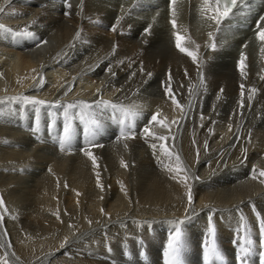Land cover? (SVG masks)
<instances>
[{
	"label": "bare ground",
	"instance_id": "bare-ground-1",
	"mask_svg": "<svg viewBox=\"0 0 264 264\" xmlns=\"http://www.w3.org/2000/svg\"><path fill=\"white\" fill-rule=\"evenodd\" d=\"M67 3L71 8L65 0H0V25L12 30L0 31V197L7 209H0V264H129L139 251L154 258L165 252L177 221H185L182 252L192 256L209 239V216L220 250L230 240L243 243L246 233L259 242L264 219V177L258 175L264 170V45L242 50L246 77H241L239 43L226 30L217 32L214 21L201 17L200 7L189 13L181 8L176 30L189 49L199 45L205 90L198 64L176 48L164 14L153 19V12H142L136 1L124 7L111 0ZM205 20L213 26H201ZM114 25L116 32L111 31ZM25 29L34 36L15 34ZM209 32L216 51L208 47ZM169 74L183 110L165 92ZM253 87L257 92L249 99ZM70 104L77 107L67 108ZM121 106L141 113V122L134 138L106 135L93 143L102 145L90 149L98 167L82 150L61 151L34 138L36 128L65 126V111L72 130L81 132L92 117L100 127L128 120ZM156 113L170 131L149 125ZM146 126L169 139L145 136ZM175 155L187 169L191 207L180 179L184 173L166 168L175 166ZM253 169L257 179H252Z\"/></svg>",
	"mask_w": 264,
	"mask_h": 264
},
{
	"label": "snow or ice",
	"instance_id": "snow-or-ice-1",
	"mask_svg": "<svg viewBox=\"0 0 264 264\" xmlns=\"http://www.w3.org/2000/svg\"><path fill=\"white\" fill-rule=\"evenodd\" d=\"M176 4V0H169V7H170V11H171V15H172V19L170 20V23L172 25L173 28V36L175 39V46L176 48L183 54L191 57L193 63L198 64V71H199V76H200V86L202 88H205L206 90V85H205V77H204V73L201 70V65H202V61L198 60V54H197V50L199 49V45H196V49L197 50H191L188 47L185 46V37L183 35H181V33L179 31H177V24H176V12L174 9V5ZM65 6L67 8H71V4L67 3V0H65ZM248 7V3L247 0H201V6L199 8V12L202 18L208 19V20H212L215 22L216 26H217V32H219L221 30V25L224 21L226 20H230L231 18L234 17V15L236 14L234 12L235 9L238 8H247ZM4 9L3 7H0V12H3ZM66 15L68 13H65ZM262 22H264V15H261L259 17V19L256 21V28L258 29L257 33H256V37L259 41L264 42V27L261 26ZM151 29V25H149L148 28H146L145 34H148L150 32ZM116 26L114 25L111 28L112 32H116ZM0 31H5V32H11V29L5 28L4 25H0ZM186 31V29H185ZM16 35H28V36H34V33H31L29 31L22 30V31H18L15 33ZM209 39L212 41L208 47L212 50V51H216L217 50V45L215 43V36L213 33L209 32ZM81 36V33L78 31L76 33V39H79ZM189 42H191L192 44H195V41H191V38L188 37L187 38ZM46 43V41H45ZM247 45L245 44L244 47H246ZM116 50V45L113 46V52H115ZM261 52L264 53V47L261 48ZM246 56L243 52H241L240 54V58L239 61L237 63V67L238 70L240 72L241 77H246V72H245V68H246ZM121 63H123L121 61ZM110 70V69H109ZM35 71V70H34ZM141 71H143V69H141ZM149 76H151V73H148ZM185 75H187V72H185ZM261 79H264V77H261ZM40 81H43V77L40 78ZM244 85L241 84L240 88H241V101H240V106L243 107L244 106V101H243V96H244ZM192 91V89H190V92ZM221 92H223V89L220 90ZM165 92L166 94L169 96V98L171 99V102L173 105H175L177 108H181V110H183V105H181L175 98L174 94L172 93V89H171V74H169V85L168 87L165 88ZM249 92L251 93V95H249V99H252L253 96L255 95V93L257 92L256 88H251L249 89ZM20 99L24 100V102L26 103H31V104H37V105H43L45 104V101L43 100H35L31 97H21ZM98 103L100 104H104L106 107L110 106L113 108H116L117 106L114 104H111V102H107V101H99ZM77 107V105L74 104H70L67 106V108H75ZM83 108H89L90 105L88 104H83L82 105ZM38 111V109H37ZM120 111L124 114V116L126 118H131L133 121H135V119H137L141 113L133 110V109H128V108H124V107H120ZM159 113L153 114L150 117V121H149V125H151L152 123L158 124L161 127L167 128L170 131V125L165 123L164 120L158 119ZM65 118H66V123L63 129V138L60 140V150L64 151L66 145H68L71 141V133H72V124L70 119L68 118V113L67 111H65ZM84 114L82 113L80 116V119L83 121L84 120ZM38 119V118H37ZM201 119H203V117H201ZM90 127L86 128L85 131L91 133L92 135H95L97 130L100 128V121L95 118L92 117L89 121H88ZM173 123H179L178 121H173ZM230 130H231V126ZM35 131V130H34ZM143 132L145 134V136L147 137H152L155 140H159V141H166L169 139V136H165V135H157L156 133H154L153 131L150 130V126H146L143 129ZM251 134L249 133V136ZM120 137L123 139H131L134 138L132 132H131V127L129 128V130L126 132L123 128L121 129L120 132ZM174 139V137H173ZM6 142V141H5ZM207 146V144H205V147ZM91 147H102V145L99 144H93L92 142H89V146L87 149H81L84 153V155H86L87 157H89V159L92 160L93 166L94 167H98L97 163H96V157L93 155L92 151L90 150ZM125 147H127V145H125ZM152 148H156L157 145L155 143H153L151 145ZM161 150L164 152V154L170 158H173V153H171L169 151V149L164 145L161 144L160 145ZM246 153V149L244 150ZM174 160H175V166L169 164L166 166L167 170L169 172H174L176 174H180V173H184L183 176L180 177V179L184 182L185 186L187 187L188 191H187V198H188V204L189 207H191L192 203H193V197H192V192H191V186L187 184V181L189 179V176L187 175V169L183 167L181 158L179 155H175L174 156ZM121 165L123 167H127L126 164H124L123 161H121ZM22 171V170H21ZM50 171V169H49ZM259 177H264V170H259L258 172ZM97 186L101 187V189L103 190V186L100 184L99 181V173H97ZM175 178V177H173ZM198 179V177L196 178ZM252 179H257V170L253 169V175H252ZM261 183H264V179H262L260 181ZM122 191L125 192V195H127L126 190L122 187ZM79 195V193H78ZM0 209H3L5 211H7L6 207H5V203L2 197H0ZM103 209H101V212L103 213ZM55 215H57V218H59V213H55ZM0 219H2V217H0ZM185 221H177V222H173L175 224V229L174 232L170 235L165 252H164V256H165V264H184L183 261V257H182V251L185 247V240H184V232L182 230V225L184 224ZM259 235L261 237L259 243L261 245V247H264V219L260 220L259 223ZM208 236L209 239L205 241V247L203 249V261L204 264H213V262H215V264H226L225 261V257L223 256V253L221 252V250L219 249V246L216 243V229L214 227V225L212 224V217L209 216V228H208ZM254 244L253 239L251 238L250 234L246 233L243 243L240 244L239 249L237 251L236 254V259L239 262V264H247V258L252 254V246ZM261 257L264 258V252H261ZM4 264H7V261L4 262Z\"/></svg>",
	"mask_w": 264,
	"mask_h": 264
},
{
	"label": "rangeland",
	"instance_id": "rangeland-1",
	"mask_svg": "<svg viewBox=\"0 0 264 264\" xmlns=\"http://www.w3.org/2000/svg\"><path fill=\"white\" fill-rule=\"evenodd\" d=\"M112 1H113V2H112ZM111 3L116 4L117 2H116V0H111ZM117 5H118V4H117ZM125 5H126V4H125ZM125 5H124V6H125ZM124 6H122V7H124ZM122 7H121V8H122ZM182 8L184 9V7H182ZM191 11H192V10H191ZM175 12H176V11H175ZM181 14H184V13L182 12V9H179V11L176 12V16H175V19H177L176 22H178V20H179V21H182V18L180 17ZM171 19H172V17L170 18V20H171ZM205 22H206V20H205ZM206 24H209L210 26H211V25L213 26V23H212L211 21H210L209 23L206 22V23H204V24H201V26L204 25V27H206ZM204 27H203V28H204ZM246 48H247V49H248V48L251 49L250 46H248V47H246ZM1 192H2V191H1Z\"/></svg>",
	"mask_w": 264,
	"mask_h": 264
}]
</instances>
